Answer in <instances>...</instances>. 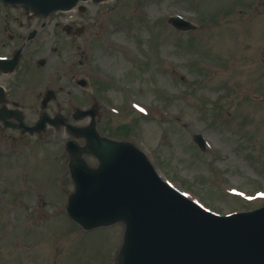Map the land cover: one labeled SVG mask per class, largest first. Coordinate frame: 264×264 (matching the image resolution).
Segmentation results:
<instances>
[{"label": "rangeland", "instance_id": "374dc122", "mask_svg": "<svg viewBox=\"0 0 264 264\" xmlns=\"http://www.w3.org/2000/svg\"><path fill=\"white\" fill-rule=\"evenodd\" d=\"M26 13L0 4V28L22 31ZM71 14L85 30L71 39L62 31L66 40L33 52L31 83H24L33 92L19 95L26 121L37 118L36 90L63 87L61 104L75 97L72 69L90 60L91 72L106 75L107 104L95 119L101 136L135 145L165 181L211 211L262 207L256 195L264 193V0L89 2ZM173 16L195 28L175 29ZM62 73L68 76L60 82ZM79 93L83 107L93 104L88 92ZM70 113L81 130L89 125ZM197 135L206 141L202 150ZM69 140L86 145L62 129L30 136L0 126V264H118L122 223L87 231L65 213L75 191ZM82 158L99 165L89 153Z\"/></svg>", "mask_w": 264, "mask_h": 264}, {"label": "water", "instance_id": "95a60500", "mask_svg": "<svg viewBox=\"0 0 264 264\" xmlns=\"http://www.w3.org/2000/svg\"><path fill=\"white\" fill-rule=\"evenodd\" d=\"M0 1L46 16L88 0ZM170 23L182 30L192 27L179 18H171ZM18 58L19 54L11 62H0V68L6 63L14 67ZM46 121L43 117L28 130L39 132ZM69 131L85 138L87 145H67L76 184L68 212L85 229L125 223L119 264H264V208L215 219L159 179L133 145L102 138L94 124ZM195 141L203 146L199 137ZM84 153L95 156L99 167H88L81 159Z\"/></svg>", "mask_w": 264, "mask_h": 264}, {"label": "flooded vegetation", "instance_id": "af4514ba", "mask_svg": "<svg viewBox=\"0 0 264 264\" xmlns=\"http://www.w3.org/2000/svg\"><path fill=\"white\" fill-rule=\"evenodd\" d=\"M9 15V14H8ZM34 21L38 22V19L35 18L33 15L28 14L26 15V18L23 22L22 31L18 32L16 29L11 28L8 24H5V26L0 28V48L5 51H11L12 48L16 45L18 46H24V52L33 51V47L36 46L37 49H42L44 47L49 46V44H53L55 42H58L59 40H63L59 38V33H61V23L64 21L62 17L56 16L53 22L52 28H42L34 39L28 40V36L34 32L33 24ZM70 24L67 28H63V32L61 33L64 37H67L68 39H71L72 37L76 36V32H78V29L74 26V22H72V19L69 20ZM24 23L26 26H24ZM23 52V53H24ZM25 54V53H24ZM22 54V57L24 56ZM21 57V58H22ZM27 58L26 64H21L19 69L17 68L15 72L10 74H5L0 72V95H2L4 102L2 105L6 106L8 109L12 110L18 107L19 95L20 96H26L30 95L33 90L29 89V86H25L28 83L30 85L31 83V75H32V67L34 63V57L31 54H27L25 56ZM32 86V85H31ZM2 89V91H1ZM21 108L24 110V108L27 106L22 101H20ZM34 104L32 103L31 106ZM1 107V106H0ZM72 106H66V107H59L57 108L58 113H65L67 109L71 110ZM20 109V108H19ZM50 111H53V108H49ZM9 122H12L11 120ZM15 124V122H12Z\"/></svg>", "mask_w": 264, "mask_h": 264}]
</instances>
